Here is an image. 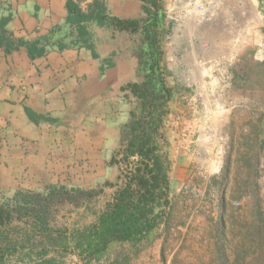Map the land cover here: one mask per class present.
Masks as SVG:
<instances>
[{
    "label": "crops",
    "instance_id": "obj_1",
    "mask_svg": "<svg viewBox=\"0 0 264 264\" xmlns=\"http://www.w3.org/2000/svg\"><path fill=\"white\" fill-rule=\"evenodd\" d=\"M71 1L82 12L93 2ZM99 1L118 18L144 16L142 0ZM168 1L161 0L162 11ZM66 2L0 0V21L7 18L5 28L13 38L31 41L64 25ZM92 32L93 50L49 49L31 58L25 47L9 52L0 47V191L51 185L88 189L118 178L120 165L108 162L134 100L128 85L144 79L140 35L96 26ZM163 64L166 69L164 57ZM174 169L170 165V182Z\"/></svg>",
    "mask_w": 264,
    "mask_h": 264
},
{
    "label": "rangeland",
    "instance_id": "obj_2",
    "mask_svg": "<svg viewBox=\"0 0 264 264\" xmlns=\"http://www.w3.org/2000/svg\"><path fill=\"white\" fill-rule=\"evenodd\" d=\"M253 2L264 10V0ZM256 48L240 52L232 66L234 88L222 94L223 108H211L209 118L191 105L190 93L167 78L176 92L161 139L175 167L167 222L141 241L113 245L93 264H264V55H256ZM134 107L130 102L129 111ZM216 156L218 165L212 167ZM99 187L105 189L87 202L93 211L80 215L85 204L58 205L52 225L91 222L114 190L103 182L93 188Z\"/></svg>",
    "mask_w": 264,
    "mask_h": 264
},
{
    "label": "trees",
    "instance_id": "obj_3",
    "mask_svg": "<svg viewBox=\"0 0 264 264\" xmlns=\"http://www.w3.org/2000/svg\"><path fill=\"white\" fill-rule=\"evenodd\" d=\"M142 1L144 16L128 20L108 14L99 0H93L87 12L67 0L64 25L31 41L13 38L5 28L7 18L0 21V47L6 52L25 47L31 58L49 49L86 46L93 50V26L140 35L137 54L145 73L141 83L128 85L135 107L120 126L119 145L108 162L119 164L120 174L113 183L103 182L114 190L94 210V219L72 228L52 225L58 205L85 204L80 215L93 211L87 202L99 196L103 187L51 185L42 190L18 189L11 196L0 191V264H66L63 256L76 257L82 264L99 263L113 245L141 241L167 222L170 159L161 139L174 88L167 83L162 62L160 40L166 30L161 0Z\"/></svg>",
    "mask_w": 264,
    "mask_h": 264
},
{
    "label": "built area",
    "instance_id": "obj_4",
    "mask_svg": "<svg viewBox=\"0 0 264 264\" xmlns=\"http://www.w3.org/2000/svg\"><path fill=\"white\" fill-rule=\"evenodd\" d=\"M163 21L168 78L209 118L211 108H223L222 94L234 88L232 66L240 52L256 46L263 57L264 10L253 0H169ZM218 161L216 156L212 167Z\"/></svg>",
    "mask_w": 264,
    "mask_h": 264
},
{
    "label": "flooded vegetation",
    "instance_id": "obj_5",
    "mask_svg": "<svg viewBox=\"0 0 264 264\" xmlns=\"http://www.w3.org/2000/svg\"><path fill=\"white\" fill-rule=\"evenodd\" d=\"M163 36H164V35H163ZM162 40H163V39L161 38V40H160L161 42H160V43H161V47H162V51H163V43H162L163 41H162ZM138 42H139V39H138ZM138 42H137V43H138ZM162 62H163V61H162ZM143 80H144V79H143ZM166 80H167V79H166ZM140 83H141V82H140ZM167 83H168V81H167ZM177 91H179V90H177ZM175 93H176V92H175V89H174L173 96H172L171 100L174 98V94H175ZM171 100H170V101H171ZM133 101H134V100H133ZM170 101H168V106H169L168 113H169V111H170V104H169ZM168 113H167V114H168ZM166 116H167V115H166ZM128 118H129V115H128ZM164 119H165V118H164ZM163 126H164V121H163V125H162V127H163ZM162 136H163V134H162Z\"/></svg>",
    "mask_w": 264,
    "mask_h": 264
}]
</instances>
